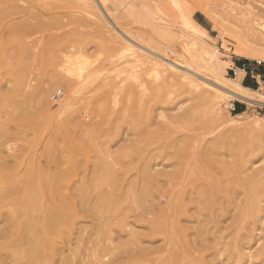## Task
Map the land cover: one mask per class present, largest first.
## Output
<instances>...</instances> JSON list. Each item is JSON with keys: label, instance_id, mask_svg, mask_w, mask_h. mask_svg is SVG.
Segmentation results:
<instances>
[{"label": "rangeland", "instance_id": "rangeland-1", "mask_svg": "<svg viewBox=\"0 0 264 264\" xmlns=\"http://www.w3.org/2000/svg\"><path fill=\"white\" fill-rule=\"evenodd\" d=\"M91 1L0 0V264H264V238L246 240L239 184L250 174L264 188V113L224 92L264 101L263 87L230 80L245 86L231 69L264 58L239 54L207 14L239 29L236 0H146L159 14ZM36 188L74 202V229L32 262L27 230L4 229Z\"/></svg>", "mask_w": 264, "mask_h": 264}, {"label": "bare ground", "instance_id": "bare-ground-1", "mask_svg": "<svg viewBox=\"0 0 264 264\" xmlns=\"http://www.w3.org/2000/svg\"><path fill=\"white\" fill-rule=\"evenodd\" d=\"M86 1L88 2V4L91 5V3H92L91 0H86ZM94 1L100 5L99 7H103V5L106 2V0H94ZM234 2H236V3H235L234 7L232 6L233 8L230 11V14L234 15L236 18L241 16V18L243 19L242 26L239 29L235 28V24H233L234 27L232 25L230 26V24H229L230 20H228L227 18L221 17L215 10L207 11V14L215 22V24L222 25L225 28V31H227L231 36H233L237 39V41H238V53L239 54H246L247 53V54H253L255 56V54L259 52L258 55L260 57L264 58V6L255 7L251 3H248L247 4L248 8L242 9L241 8L242 7L241 1L236 0ZM136 4H138V5L132 6V8H135L136 10H138L142 13H146V14H159L162 12V9H163V5H161V4L152 5L146 0H137ZM114 28L120 30L116 24H114ZM189 36L195 40L197 39V37L194 34H189ZM255 61L264 62L263 60H255ZM240 77L244 78V74L242 72H239V74L236 78L241 79ZM230 80L233 81L238 87H240L242 89H246L248 91H252L249 88H246L245 86H243L240 82L234 81L233 79H230ZM233 88H235V87H233ZM235 89L225 87L224 92L228 96L232 97L233 99L241 101L243 103H246L250 106L251 105L252 106L253 105L264 106L263 100H256V99L252 98L250 95H249L250 96L249 97V96L243 94L242 91L235 90ZM261 120H263V119H261ZM255 123H256L257 127H261L260 131L264 132V124L263 123L261 124L259 122H255ZM213 159L215 161V158H213ZM214 163H216V161ZM211 164H213V163H211ZM246 174L248 175V173H246ZM238 175L242 176V173L241 174L239 173ZM238 175H236V176H238ZM233 178H235V177H233ZM212 179H211V183H212ZM237 179H238V177H237ZM214 180H215V178H214ZM256 181H257V178L252 177L250 174L247 177V179H246V177H245V179L243 177L240 179L241 183H239V184L244 189L246 197L242 201L241 205L239 203L237 204V205H240L242 214H243V210H244V214L242 215V217H243L242 220L244 219L243 223H244L245 228H246V233H247L246 234L247 235L246 240H247L248 244H253V247L256 246V243L261 241L262 238H264V220L260 216V213L262 211L260 210V207L257 206L259 202L254 200V192L256 193L257 191H260L263 188V185L260 184L259 180L257 182ZM215 183L219 184V181H215ZM94 186L100 187V186H102V184H95ZM212 187H214V184ZM227 187H230V186H227ZM217 190H218V188H217ZM224 190H225V188H224ZM234 190H235L234 188L230 187L226 191L227 192L226 196H228V194H230L229 202H228L230 206H231V204L232 205L235 204L236 198L234 196ZM237 190H239V189H237ZM263 190H264V188H263ZM14 191H15V189H14ZM241 191H243V190H241ZM219 193H220V191H219ZM219 193H217V194H219ZM213 194H215V193H213ZM213 197H214V195H213ZM24 199L26 201L25 203L21 202V205H18L15 203V205H12V207L9 208V214L7 217H8L10 226L6 227V229H4V230L6 231L8 229H16L18 231L19 229H21V227H24L30 236V237L28 236L30 239H29V247H28L27 257L32 262H34V261L38 262V260H40L42 258H47V256L51 255L52 253L55 254V252H57V250H58L59 245L65 243V240H66L65 235L74 229L73 226L71 227V223H70V217L71 216L70 215L72 214V212H74L73 207L75 204L73 201H71L65 195L61 194L59 191L56 192V190H54V191H51L50 195L49 194L45 195L38 188L31 189V191L28 192V194L26 195V198H24ZM214 199H216V198L214 197ZM14 200L15 199H13V201ZM200 200L201 201L203 200L205 202V204H206L205 209L211 208V223L212 222L216 223V220H215L216 214H215L214 210L212 211L213 204L216 201L212 200L210 197H208V195L206 193L201 194ZM209 200H211L210 201L211 204L208 203ZM22 203L24 205H22ZM216 204H217V202H216ZM2 205L0 206V209H1ZM4 206H5V204L3 205V207ZM243 206H245V207H243ZM220 207H222V206H220ZM242 207L244 208L243 210H242ZM225 211H226L225 209H222L221 213H224ZM180 216H178V217L180 218ZM219 218H221V216ZM237 220H239V218ZM216 227H219V224H216ZM25 229H24V231H25ZM255 233H257V234H255ZM239 240H240V238H239ZM235 241H237V238ZM235 241H234V244H235ZM212 245H214V243ZM26 246H28V244ZM206 249L209 251V249L212 250V247L208 246V247H206ZM235 249H236V246H235ZM260 249H262V248H260ZM260 249H258V251H256L255 253H251L250 257L251 258L255 257L256 253H259L262 251ZM234 254H236V253H234Z\"/></svg>", "mask_w": 264, "mask_h": 264}, {"label": "built area", "instance_id": "built-area-1", "mask_svg": "<svg viewBox=\"0 0 264 264\" xmlns=\"http://www.w3.org/2000/svg\"><path fill=\"white\" fill-rule=\"evenodd\" d=\"M232 75L236 78L239 72L244 74L243 81L250 80L255 85L264 88V62L254 61L250 64H242L239 66H235L231 69ZM254 106V105H253ZM254 109L258 111L257 113L262 114L264 113V106H254ZM236 108L234 107L233 111Z\"/></svg>", "mask_w": 264, "mask_h": 264}, {"label": "crops", "instance_id": "crops-1", "mask_svg": "<svg viewBox=\"0 0 264 264\" xmlns=\"http://www.w3.org/2000/svg\"><path fill=\"white\" fill-rule=\"evenodd\" d=\"M242 79H243V78H242ZM246 81L249 82V85L246 86V87H248V88H250V89L254 88V83H253L252 81H250V80H245L244 82H246Z\"/></svg>", "mask_w": 264, "mask_h": 264}, {"label": "trees", "instance_id": "trees-1", "mask_svg": "<svg viewBox=\"0 0 264 264\" xmlns=\"http://www.w3.org/2000/svg\"><path fill=\"white\" fill-rule=\"evenodd\" d=\"M248 85H249V82H248V81H246V82H245V86H248Z\"/></svg>", "mask_w": 264, "mask_h": 264}]
</instances>
